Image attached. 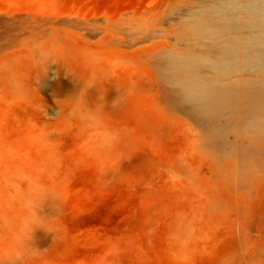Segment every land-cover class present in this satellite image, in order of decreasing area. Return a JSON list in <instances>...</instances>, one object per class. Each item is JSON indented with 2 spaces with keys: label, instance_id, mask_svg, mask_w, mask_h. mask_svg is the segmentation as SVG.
<instances>
[{
  "label": "rangeland",
  "instance_id": "1",
  "mask_svg": "<svg viewBox=\"0 0 264 264\" xmlns=\"http://www.w3.org/2000/svg\"><path fill=\"white\" fill-rule=\"evenodd\" d=\"M248 1L0 0V264H264Z\"/></svg>",
  "mask_w": 264,
  "mask_h": 264
},
{
  "label": "bare ground",
  "instance_id": "2",
  "mask_svg": "<svg viewBox=\"0 0 264 264\" xmlns=\"http://www.w3.org/2000/svg\"><path fill=\"white\" fill-rule=\"evenodd\" d=\"M226 1L227 0H225V2ZM263 8H264V0H249L248 3L244 6V10L246 12L254 15L259 14L260 10ZM260 20L262 25H264V22H262L264 20L262 19ZM31 26L35 27V24H31ZM11 38H13L12 35ZM263 61H264V54H259L257 57H253L250 59V63L253 64H258ZM165 64L167 66L170 64L169 59H165ZM171 70L172 69H170V71ZM262 95H264V83L252 89V92L247 97H245V99L249 103L250 102L249 100L251 98H256L257 100V98ZM164 98L171 104H178V103L181 104V106H183V109L184 107L186 108L187 106V112L192 117L200 121V124L205 129L211 131L213 133V136H220L219 135L220 133L218 132V127H216L215 125L210 127L208 121L212 120L215 117V115H217V113H223V112L230 113L233 107H236L234 100L225 101L223 99H216L215 97L207 94L196 95L191 89H186V88L182 90L173 89L171 91H168L164 96ZM247 109L250 110L249 112L251 113V117L249 120L251 121H254V119L257 120L258 116L260 115V110L258 108V105L256 104V109L252 107H248ZM218 140L220 141L219 138Z\"/></svg>",
  "mask_w": 264,
  "mask_h": 264
}]
</instances>
